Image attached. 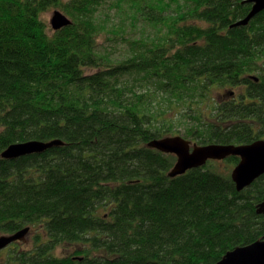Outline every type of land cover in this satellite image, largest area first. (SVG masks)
<instances>
[{
  "label": "trees",
  "instance_id": "16d2710c",
  "mask_svg": "<svg viewBox=\"0 0 264 264\" xmlns=\"http://www.w3.org/2000/svg\"><path fill=\"white\" fill-rule=\"evenodd\" d=\"M248 1L0 0V235L38 228L0 264H216L264 239V175L238 192L230 157L173 179L147 146L264 139V11L232 27ZM53 8L71 26L51 32Z\"/></svg>",
  "mask_w": 264,
  "mask_h": 264
},
{
  "label": "water",
  "instance_id": "95a60500",
  "mask_svg": "<svg viewBox=\"0 0 264 264\" xmlns=\"http://www.w3.org/2000/svg\"><path fill=\"white\" fill-rule=\"evenodd\" d=\"M247 3L253 5L248 17L232 25V27L248 26L251 20L264 11V0H250ZM71 24V19L59 10L53 13V18L50 21L53 31L62 30L64 27L71 26ZM63 145L65 143L62 140L18 143L9 146L3 152L2 158L5 160L19 159V157L44 153L53 147ZM147 146L163 154L176 155L175 167L168 173V176L173 179L185 175L187 171L203 168L210 161H225L230 157H239L240 159L238 165L231 171V178L236 184L238 192L249 188L264 175V139L247 145L236 146L216 143L202 146L178 135L154 139ZM258 213L264 214V201L260 204ZM30 231V228H25L12 235H2L0 238V252L15 242L23 243L26 241ZM216 264H264V239L253 242L249 246L231 250Z\"/></svg>",
  "mask_w": 264,
  "mask_h": 264
},
{
  "label": "rangeland",
  "instance_id": "374dc122",
  "mask_svg": "<svg viewBox=\"0 0 264 264\" xmlns=\"http://www.w3.org/2000/svg\"><path fill=\"white\" fill-rule=\"evenodd\" d=\"M64 2H66L67 0H63ZM56 10H59V11H61L62 13L64 12V11H62V9H59V8H53V9H51V10H49V11H46V12H44L41 16H42V21H44L45 23H46V25L48 26V28H49V30L52 32L53 31V29H52V26H50V21L52 20V18H53V13L56 11ZM65 13V12H64ZM66 14V13H65ZM67 15V14H66ZM117 21V20H116ZM129 32V31H128ZM129 33H131V32H129ZM138 37H141V35L140 34H137V36H135V38L136 39H138ZM101 41L102 42H104V43H106V38L105 37H101ZM233 91H235V94H238V95H240V93H241V90L240 89H238V88H234V90H230V89H219V88H216V89H214V91H213V95L218 99V100H220V101H228V99H231V95H230V93L231 92H233ZM234 93V92H233ZM226 161V160H225ZM225 161H220V163H221V165H220V167L222 168V169H225L226 171H227V167L229 166L228 165V163H225ZM229 169V168H228ZM230 171H232V168L230 169ZM36 232H38V228H33L31 231H30V233L28 234V236H27V238H26V241L24 242V243H19V244H21V248H24V249H26V248H32L33 247V245H32V243H33V237L35 236L34 235V233H36ZM2 235H7V234H2ZM2 235H0V238L2 237ZM9 247H11V245L9 246ZM8 247V248H9ZM8 248H6L4 251H3V253L1 254V257H4L5 256V253H6V251H7V249Z\"/></svg>",
  "mask_w": 264,
  "mask_h": 264
}]
</instances>
